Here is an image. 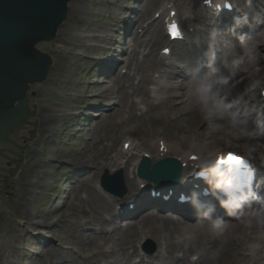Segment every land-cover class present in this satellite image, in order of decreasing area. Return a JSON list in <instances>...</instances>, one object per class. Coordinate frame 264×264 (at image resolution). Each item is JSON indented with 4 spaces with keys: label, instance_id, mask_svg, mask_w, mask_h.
<instances>
[{
    "label": "rangeland",
    "instance_id": "rangeland-1",
    "mask_svg": "<svg viewBox=\"0 0 264 264\" xmlns=\"http://www.w3.org/2000/svg\"><path fill=\"white\" fill-rule=\"evenodd\" d=\"M153 1L145 0L143 5H139L141 0L136 3L135 0H74L62 32L59 33L56 40L40 46L44 53L53 58L56 65L46 82L32 87V98L28 99L27 105H29V110L34 112V115H26L28 124L14 137L16 143L25 148V153L13 149L9 145L1 146L2 149L15 152L11 158L18 161L23 157L28 160L25 167L26 171L33 163L38 164L39 169L36 170L37 175L35 184L32 185V194L23 197L22 188H24V180H26L25 175L22 174L13 184H10L13 189L8 191L4 184V177L9 175L10 170L15 168V165L12 164L11 167H7V161L0 157V195L4 197L3 201L7 200L5 199L7 196L12 199L11 205L3 204L0 201V264H71L74 260L79 264H105L104 259L98 257L100 250L93 246L88 249L85 247L82 239L85 240L87 232L81 227L83 223L81 221L82 213L86 206L83 203V200L86 199L85 192L90 185L94 186L98 183L100 173L99 171L97 174L93 173L83 181L81 177L86 168H90V170L96 168L95 165L101 154L100 149L97 148L98 143L107 140V144L109 141V144L113 145V140L120 137L117 135L120 128L117 126V120L114 119L116 116L113 118L106 112H100L98 119L92 120V115L98 114V109H107L113 102L118 105V101H112L113 97L110 93V91L117 90L116 85H120L119 79H116L119 73L115 75L117 71L113 67H118V63H123L121 62L123 58L118 53L131 46L132 37L129 36L130 34L127 35V32L132 29L134 31L138 20L150 17ZM249 3L256 5L255 7L258 9L261 7L262 13H264V0H247V4ZM135 9H142L141 19H138L134 13L132 14ZM130 17L133 18L130 19L131 22L127 28H131L126 31L125 25L127 23L125 21ZM79 18L88 22L85 21L84 24H81ZM263 19L264 17L261 20ZM78 24L80 26L86 25V27L77 28ZM101 29L104 30L105 34L98 33ZM202 30L204 36L200 35L197 45L199 47L205 46L209 55L202 59L201 53H191L187 63L181 64L184 69L182 68V71L176 70L172 77L175 79L174 82L178 84L176 89L178 93H181V84L187 91L193 82H199L203 86L210 87L216 79L223 80L231 72V65L228 69L225 68L227 57L233 56L231 64L236 56L242 54L244 47L248 46L247 43L241 45L240 42H235L234 50H228L224 44L228 38L226 35H222L220 38L215 32L207 30V27L202 28ZM90 36H100L101 38H89ZM128 38L130 39L127 40ZM216 38L221 40L217 41ZM112 41H118V45L114 46ZM214 42L212 48L206 47ZM253 49H256L257 52L258 45L253 46ZM253 49H249V52ZM115 50H118V53H115ZM259 54V58L264 59V49ZM96 58H103V61L111 60L101 66V61H97ZM260 59L253 67H258L264 71V64H260ZM115 61L119 62L116 63ZM196 61L206 63L199 70L204 72L202 76L195 73L194 68L198 64ZM121 71L120 68L119 72ZM247 76H242L239 81H244ZM109 77L113 81L109 84L106 83L107 86L103 88L105 80L110 81L108 80ZM33 94H36V97ZM260 107L262 108V105ZM194 109V106L186 104V108L181 110L183 113L181 119L175 122L177 125L158 127L167 142L172 144L183 143L186 139L185 133L193 131V135L189 139L195 141L197 145L201 144L200 148L203 151L207 148L210 140L209 136L205 134L199 137L198 131L201 126L205 128L209 125L204 126L201 115ZM59 114L66 115L52 121L51 118L55 115L59 116ZM46 120L50 121L48 126L43 124V121ZM124 130L127 131V129ZM194 131L196 132L194 133ZM144 132L135 140L142 142L146 135L148 137L150 135L149 140L156 139L157 134L152 135L151 131L148 132V128L147 131L144 128ZM224 144L218 143L215 147L232 151H241L244 147L243 145H234L227 148L224 147ZM121 145L122 143L117 147L120 148ZM188 145L190 146L189 143ZM3 153L8 154L7 151ZM253 153L256 155L257 152L253 151ZM259 162L264 163V158ZM74 168L79 169L76 171L78 175L73 174L76 170ZM41 178L45 180H41ZM39 187L42 188V192ZM38 191L41 194L34 199ZM60 214L64 221L55 227L57 217ZM153 214L156 217L165 216L163 213ZM249 217V215H244L228 219V221L238 222L248 220ZM173 218L182 222L191 220V218L186 219L185 216L179 215L173 216ZM222 220L225 219L207 218L204 221H198L201 224L197 222L196 224L202 226L209 221L219 223ZM137 221L134 219L128 224ZM48 222L51 225L45 226ZM209 227L211 229L204 230V232H210L213 229L212 226ZM262 227L260 226V228ZM260 228L255 230L253 223L250 222V227L246 230L252 236ZM30 233L40 235L41 237L38 239L43 238L42 241L31 238ZM90 234L88 233V236ZM43 240L48 241V244H42ZM209 247L206 248L209 249ZM245 250L246 248H240L237 251L239 259L246 260L239 256ZM158 253L159 251L155 252L151 257L155 258ZM87 257L90 258L85 260ZM133 261L137 262V258L134 256ZM155 264L157 263L155 262Z\"/></svg>",
    "mask_w": 264,
    "mask_h": 264
},
{
    "label": "bare ground",
    "instance_id": "bare-ground-1",
    "mask_svg": "<svg viewBox=\"0 0 264 264\" xmlns=\"http://www.w3.org/2000/svg\"><path fill=\"white\" fill-rule=\"evenodd\" d=\"M158 1L159 0L153 3V8L157 7L159 3ZM169 1L172 6H174L175 3L177 4L175 6L178 8V12L175 18L180 20L181 14L183 22H190L192 18L196 21V23L206 22V19L204 18L205 15L201 12L200 7L197 8V0ZM235 2L237 4H240V0H235ZM71 6L72 3L69 4L68 8H71ZM85 21L88 22L87 20ZM85 21L84 19L79 18V22L81 24H84ZM163 25V21H158L153 23L151 22L148 26L144 27L142 30H146L145 35H148L149 32V36L146 38L147 40L139 41L138 35H136L134 37L135 44L133 46V49L129 53L130 55L128 54V68L133 67L141 75H144L143 83L138 84L137 86L135 85V93L137 91H140L144 101L141 105L146 106V111L142 112L140 115L131 113L129 115V118H132L131 121H133V123L137 126H148L150 124H156L158 126L170 125L169 127H173L177 124L173 123L171 119L173 118V116H179L180 113L178 112V109L180 108V106L182 105L181 109H183L186 108V104L192 105L195 108L194 111L198 112L201 115V120L203 122H207L206 125H209L208 127L205 125L207 128L203 127L200 131L201 134H205L210 137V143L207 144V148L203 151L201 150L202 148H199V152L202 151L201 153L203 155V159L200 162L201 165L207 166L210 160V158H205L207 156V151L210 150L211 147L216 146V144L218 143H225L224 147L227 148L234 145H243V149L245 151H249L253 155H255L253 151L257 152V156L255 155L257 157V160L262 161V159L264 158V132H257V127L252 126V124H247L244 120L239 119H242L244 117L243 112L245 109L248 108L249 103L253 101L259 102V98L256 94L258 88L255 85L248 86V84H250L251 80L255 79L256 77L264 76V71L262 69L258 67H253L257 60L260 59L259 52L264 49V20L257 23L256 26L252 28V34L246 36V43L248 45V49L246 47V49L244 50L248 51L249 49H253V46L258 45L257 52L256 49H253L250 52H245L243 57H239V60H235L231 64L230 62L233 56L230 55L227 57V64L225 68L228 69L229 66L232 65L230 70L232 69L234 71H237L235 72V76L234 73L230 72L223 80L216 79L210 87L203 86L202 88L200 86L201 83L194 82V86L191 89L184 91L181 94H175L176 87L171 86L170 92L172 96L167 98L157 97L155 101H159V104L156 105L153 97L157 95L155 89L146 88L144 84L148 82L147 85H149L150 82L155 81L154 78H150L149 73H154L155 71L160 69V67L164 64L162 60L154 56V49L157 46L166 45L168 43V39L166 38V35L163 31ZM85 27L86 25H77V28L80 29ZM156 27L159 28L158 31L155 29ZM62 30L63 28H60L58 30V33L62 32ZM198 30L199 29H197V31ZM199 32L200 30L198 31V33ZM255 32L258 33L255 35L253 34ZM98 33L105 34L104 30L102 29L99 30ZM249 38H251V40ZM143 47H151V54L144 56L142 58V61H139L138 59L135 61V53L137 52V50L141 51ZM230 50L233 51L234 48L232 47L230 48ZM188 51L191 52L192 50L190 48L185 47L184 45H179L176 48L174 58H176V61L181 62L180 60H182L185 55H187ZM243 61L248 62L244 63ZM250 62L251 64H248ZM260 64H264V59H260ZM130 75L131 72L128 74V76L125 75L121 80L123 82H125L124 80L128 81ZM245 75H248L245 80L239 81V79L242 76L244 77ZM137 79L138 78H136V80ZM112 81L113 79H110L109 82L105 80L103 88H105L107 84L111 83ZM262 82L263 81L261 79V84ZM231 84L234 86H232ZM121 89V86H118L117 92H110L111 96L113 97L112 99H120V102L124 101V98L121 94ZM129 89L131 90L133 89V87L130 86ZM166 91L167 90L165 88H162L161 95L162 93H167ZM251 92H253L252 96L254 98L252 101L247 99H238L239 96H244L245 94ZM150 99H153V101H149ZM184 99H187V101H184ZM26 100V98L23 99L22 105ZM175 101H182L179 107L175 106ZM133 108V104L121 106L120 114H122L123 111H125L126 109L128 111H132ZM226 110L231 111L232 115L235 113L237 116H239V119L227 116L225 114ZM113 111L114 112H110L111 116L117 114L116 110ZM19 112H21V109L19 110ZM65 115L66 114H59V116L55 115L51 119L52 121L57 120ZM251 115H257V112H252ZM167 122L170 124H166ZM47 123L49 124L50 122L47 120ZM40 128L42 129V127ZM150 129L152 130V128ZM190 134H193V132H191ZM128 143L131 144L132 150H135L136 153H131V151L126 152L124 149L118 150L115 156H113L111 159L108 157L105 158L102 164L104 166H108L109 168L116 167L118 170L121 169L125 171L126 184L129 188L133 190L138 189L139 184L137 182L135 172L140 158L145 155L144 151H154L157 153L163 152L164 156L171 155L169 157L176 156L181 158H187V154L185 153L179 155L182 152V149L180 148L182 147V144H180V146H174L169 144L168 142H164L163 140H161L154 142V148H152V146L148 145L147 143L136 145L130 142V140H126L124 144L126 145ZM183 144L187 145V142L184 141ZM99 146H102V143L98 144L97 148H99ZM219 151L224 152L221 149ZM226 151H230V149H226ZM212 153L213 152H211V155ZM39 190L41 192L43 191L41 187H39ZM41 192H36L34 199L38 197ZM89 192H91L93 196L89 197L91 198V200L88 202V204L90 211L94 215V222H98V224L100 223L101 225H104V223L101 222L100 214L104 210L113 212L112 204L105 200L103 197L99 196L93 189L89 188ZM30 193L32 194V191L27 190V194ZM256 193L259 195V197H263L264 195L260 194H264V188H257L255 191H253L252 194ZM246 209L247 208H236V210L232 209L230 211H225L221 215L225 219L224 221H220L219 223L209 221L208 223L202 226H198L196 222L200 224L201 222L194 220L192 216L190 221L182 222L181 220L173 219L167 216L158 218L153 217L152 215H147L146 217L140 218V220H138L134 224L130 223L126 229L120 230V237L118 239L119 242L116 244L115 247H111L112 249H109L112 250L111 255L113 256L116 253V249H122L124 251L125 248L129 246H133L135 248L136 238H152L155 240V242H158L160 245H162V249L165 255L163 256V258H169L170 253H179L181 255L180 260L183 261L179 264H191L192 262H195L196 264H260L258 262L264 261V257L260 259L256 257H258V252L261 250L262 247V245L258 243V241L259 239H262L264 237V231H261L259 233L260 237L255 238L253 240L252 247H250V244H245L244 240V237H246V228L250 227L249 220L245 219L243 221H238L234 224H232L233 222L228 221V219L230 218L243 215V212L246 211ZM197 211L201 214H217L216 207H214L213 205H209L205 208L199 207ZM188 218H190V216L186 217V219ZM62 221H64V218L60 214V216L57 217V224L55 223V227H58V225H60ZM254 224L255 226H257L258 220H255ZM48 225L51 224H49V222L45 224V226ZM157 225H166L169 227V229L158 230L160 227H155ZM171 225H173L172 228H170ZM209 226H212L213 229L210 232H204V230L211 229ZM108 237V235H105L104 237H102L101 241L105 242ZM90 240L93 244L98 245V242L96 241L98 239L94 237L93 234L90 235ZM208 246H210V249L206 248ZM240 248H246L245 254L252 253L254 257V262H251L249 258H247L246 260L239 259L237 257V251ZM200 253L201 255L197 260L191 261L192 256L199 255ZM125 255L127 256V254ZM175 259L176 256L174 254L171 255L170 260L174 261Z\"/></svg>",
    "mask_w": 264,
    "mask_h": 264
},
{
    "label": "water",
    "instance_id": "water-1",
    "mask_svg": "<svg viewBox=\"0 0 264 264\" xmlns=\"http://www.w3.org/2000/svg\"><path fill=\"white\" fill-rule=\"evenodd\" d=\"M72 1L0 0V143L25 124L23 99L31 85L46 80L52 65L37 46L55 39ZM153 180L165 186L162 176Z\"/></svg>",
    "mask_w": 264,
    "mask_h": 264
},
{
    "label": "snow or ice",
    "instance_id": "snow-or-ice-1",
    "mask_svg": "<svg viewBox=\"0 0 264 264\" xmlns=\"http://www.w3.org/2000/svg\"><path fill=\"white\" fill-rule=\"evenodd\" d=\"M173 28L175 29V26H173ZM175 34H176V32H175V30H174V31H173V35H175ZM228 159H229V160H236L237 157H235V156L232 155V154H229Z\"/></svg>",
    "mask_w": 264,
    "mask_h": 264
},
{
    "label": "flooded vegetation",
    "instance_id": "flooded-vegetation-1",
    "mask_svg": "<svg viewBox=\"0 0 264 264\" xmlns=\"http://www.w3.org/2000/svg\"><path fill=\"white\" fill-rule=\"evenodd\" d=\"M6 165H8V163Z\"/></svg>",
    "mask_w": 264,
    "mask_h": 264
}]
</instances>
